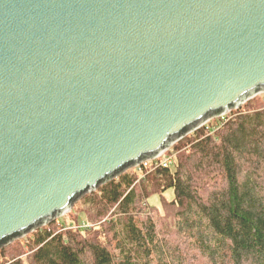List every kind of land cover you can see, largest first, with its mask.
<instances>
[{
  "label": "water",
  "instance_id": "95a60500",
  "mask_svg": "<svg viewBox=\"0 0 264 264\" xmlns=\"http://www.w3.org/2000/svg\"><path fill=\"white\" fill-rule=\"evenodd\" d=\"M264 93V0H0V247Z\"/></svg>",
  "mask_w": 264,
  "mask_h": 264
},
{
  "label": "trees",
  "instance_id": "16d2710c",
  "mask_svg": "<svg viewBox=\"0 0 264 264\" xmlns=\"http://www.w3.org/2000/svg\"><path fill=\"white\" fill-rule=\"evenodd\" d=\"M173 151L171 167L141 166L142 178L128 169L81 197L73 227L52 221L4 244L0 264H264V99Z\"/></svg>",
  "mask_w": 264,
  "mask_h": 264
},
{
  "label": "rangeland",
  "instance_id": "374dc122",
  "mask_svg": "<svg viewBox=\"0 0 264 264\" xmlns=\"http://www.w3.org/2000/svg\"><path fill=\"white\" fill-rule=\"evenodd\" d=\"M255 98V97H254ZM256 99H260V101L262 100V99H264V93L263 94H259V95H257L256 96ZM226 116H229V113L228 114H226V115H224L223 116V118L224 117H226ZM217 119H222V118H217ZM213 121V120H212ZM191 134V133H190ZM190 134H188V135H190ZM169 153L170 152H172V153H174L175 154V152L173 151V145H172V147L170 148V150L168 151ZM148 167V166H147ZM145 168L146 170H148V171H150L149 170V168ZM128 171H130L131 173H136L137 175H138V177H140V178H142L143 177V173L141 172V170H139V168L138 167H133V168H130ZM172 196H173V193H172V191L170 190V191H167V192H165V194H164V197L166 198V199H171L172 198ZM148 203H149V205L150 206H155V207H160V199H159V197L158 196H152L149 200H148ZM71 212H72V209H71V211L69 212V213H67L66 215H64V216H62V217H60V218H57L56 220H54V223H55V225H57V226H67V227H73V223H72V218H73V216L71 215ZM80 217H79V225L80 226H85V227H88V225L85 223V219H84V217H83V215H79ZM28 235V234H27ZM27 235L26 236H24V237H27ZM24 237H22L20 240H21V244L22 243H24L25 241H24ZM23 258H25V256L23 257Z\"/></svg>",
  "mask_w": 264,
  "mask_h": 264
},
{
  "label": "built area",
  "instance_id": "2783aa9c",
  "mask_svg": "<svg viewBox=\"0 0 264 264\" xmlns=\"http://www.w3.org/2000/svg\"><path fill=\"white\" fill-rule=\"evenodd\" d=\"M223 118V117H222ZM172 147V146H171ZM170 147V148H171ZM169 149H167L165 152H163L160 156H158L157 158L151 159V160H146L143 161L139 166V167H144L149 168V169H153L156 167H161V168H168L171 167L175 158V154L172 152H168ZM79 228H86L84 225L80 226Z\"/></svg>",
  "mask_w": 264,
  "mask_h": 264
}]
</instances>
